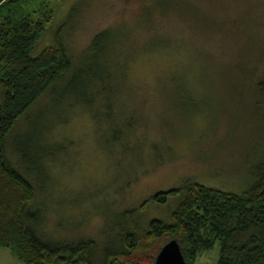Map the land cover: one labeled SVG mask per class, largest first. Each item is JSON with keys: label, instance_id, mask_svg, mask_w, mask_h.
<instances>
[{"label": "rangeland", "instance_id": "374dc122", "mask_svg": "<svg viewBox=\"0 0 264 264\" xmlns=\"http://www.w3.org/2000/svg\"><path fill=\"white\" fill-rule=\"evenodd\" d=\"M48 1L53 19L34 54L53 44L62 26L70 71L31 111L53 108L82 63L106 61L115 90L90 108L68 97L51 113L45 136L60 148L46 160L35 204L43 238L103 240L106 219L124 208L140 209L143 228L154 217L171 223L176 213L193 211L181 210L182 196L167 192L187 180L227 193L246 189L264 160V0ZM111 28L114 47L87 50ZM115 126L123 134L117 142ZM6 152L15 158L9 144ZM150 196L154 202L141 208ZM202 236L211 244L191 250L187 264L218 263L220 244ZM153 246L154 239L144 250ZM0 264L27 263L0 247Z\"/></svg>", "mask_w": 264, "mask_h": 264}, {"label": "trees", "instance_id": "16d2710c", "mask_svg": "<svg viewBox=\"0 0 264 264\" xmlns=\"http://www.w3.org/2000/svg\"><path fill=\"white\" fill-rule=\"evenodd\" d=\"M53 11L48 0L38 5L32 0H0V247L10 249L27 264H153L158 242L167 243L169 235L178 241L185 260L194 248L211 244L202 235H213L220 244L217 264H264V160L252 170L250 182L239 193L191 180L170 187L168 193L182 196L180 209L193 210L187 215L176 213L171 223L165 216L154 217L143 228L140 209L124 208L110 218L113 222L106 219V228L100 229L103 240L73 237L56 241L39 234L42 214L35 204L46 184L41 176L47 169V158L60 148L59 142L52 145L45 136L55 122L51 113L68 97L73 104L90 108L99 96H109L115 90L106 61L82 63L73 68L71 78L53 99V108H41L39 116L31 111L70 71V59L61 41L62 26L56 30L53 44L34 54ZM116 33L112 28L102 30L87 50L96 53L105 44L109 49L114 47ZM260 86L264 87V80ZM22 120L23 127L15 131ZM120 129L113 128V142L122 138ZM8 144L14 159L6 152ZM153 202L150 196L141 208ZM104 206L111 205L107 202ZM153 239L154 253H147L144 247Z\"/></svg>", "mask_w": 264, "mask_h": 264}, {"label": "water", "instance_id": "95a60500", "mask_svg": "<svg viewBox=\"0 0 264 264\" xmlns=\"http://www.w3.org/2000/svg\"><path fill=\"white\" fill-rule=\"evenodd\" d=\"M153 264H187L181 248L175 239H171L163 245L157 253Z\"/></svg>", "mask_w": 264, "mask_h": 264}]
</instances>
